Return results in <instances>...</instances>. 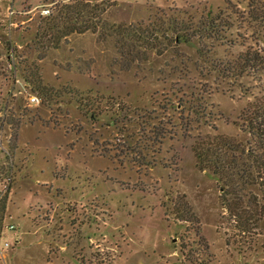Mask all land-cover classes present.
<instances>
[{
    "label": "rangeland",
    "instance_id": "obj_1",
    "mask_svg": "<svg viewBox=\"0 0 264 264\" xmlns=\"http://www.w3.org/2000/svg\"><path fill=\"white\" fill-rule=\"evenodd\" d=\"M69 1L0 0V103L14 75L22 91L0 122V264H264V217L236 226L192 151L247 138L234 121L264 73L237 56L264 60V0H86L165 32L35 35L40 10Z\"/></svg>",
    "mask_w": 264,
    "mask_h": 264
},
{
    "label": "trees",
    "instance_id": "obj_2",
    "mask_svg": "<svg viewBox=\"0 0 264 264\" xmlns=\"http://www.w3.org/2000/svg\"><path fill=\"white\" fill-rule=\"evenodd\" d=\"M103 10L86 0L60 2L54 11L40 19L35 35L44 38L49 34L57 43L70 33L102 28L120 36L137 33L139 40L144 41L149 35L156 39L165 32L162 22L129 30L126 25L103 19ZM214 21L209 19L208 29L216 30ZM6 43L10 46L8 41ZM237 61V70L241 74L264 73L263 56L255 49L247 48L239 53ZM36 88L44 89L40 85ZM234 124L247 135L246 139L238 141L227 135H210L197 141L192 151L197 167L207 169L221 183L223 204L235 225L245 232L249 225L264 217V95L248 100Z\"/></svg>",
    "mask_w": 264,
    "mask_h": 264
},
{
    "label": "built area",
    "instance_id": "obj_3",
    "mask_svg": "<svg viewBox=\"0 0 264 264\" xmlns=\"http://www.w3.org/2000/svg\"><path fill=\"white\" fill-rule=\"evenodd\" d=\"M52 5L53 4L51 3V4H49V7H43L40 10L39 14L43 17L48 16L51 13ZM15 13L16 12L14 10H11V9L8 10L9 17H11ZM8 24L11 25L12 24L11 21ZM17 82H18V80L15 79V75H14L11 78V82H10L11 85L8 86L6 96L2 99V101L0 103V122L6 121L8 114L10 112V109H11L10 103L13 100V97L16 96L18 93H20V94L22 93V91L17 90L15 87ZM25 104L29 107L38 105L39 104V97L33 93H25ZM13 228H14L13 226H10V229H13ZM8 247H9L8 242H4L3 245L0 244V259L4 256V253H5L4 250Z\"/></svg>",
    "mask_w": 264,
    "mask_h": 264
},
{
    "label": "crops",
    "instance_id": "obj_4",
    "mask_svg": "<svg viewBox=\"0 0 264 264\" xmlns=\"http://www.w3.org/2000/svg\"><path fill=\"white\" fill-rule=\"evenodd\" d=\"M17 0H11V3L14 4ZM26 2V1H25ZM11 18V17H9Z\"/></svg>",
    "mask_w": 264,
    "mask_h": 264
}]
</instances>
